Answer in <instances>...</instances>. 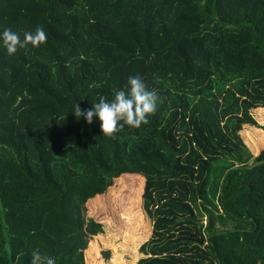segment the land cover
I'll use <instances>...</instances> for the list:
<instances>
[{
    "label": "trees",
    "instance_id": "1",
    "mask_svg": "<svg viewBox=\"0 0 264 264\" xmlns=\"http://www.w3.org/2000/svg\"><path fill=\"white\" fill-rule=\"evenodd\" d=\"M37 26L39 48L0 39V264H86V203L123 174L151 220L136 264H264V147L240 134L264 107V0H0V35ZM136 75L148 124L109 139L74 115Z\"/></svg>",
    "mask_w": 264,
    "mask_h": 264
},
{
    "label": "rangeland",
    "instance_id": "2",
    "mask_svg": "<svg viewBox=\"0 0 264 264\" xmlns=\"http://www.w3.org/2000/svg\"><path fill=\"white\" fill-rule=\"evenodd\" d=\"M261 111L258 108L252 114L262 124L244 125L242 131L243 141L250 150L256 149L255 155L264 146V139L255 134L264 133ZM143 184V177L123 174L106 192L87 201L86 214L101 222L102 231L89 240L84 253L86 264H136L143 256L138 248L151 233V220L141 203Z\"/></svg>",
    "mask_w": 264,
    "mask_h": 264
},
{
    "label": "clouds",
    "instance_id": "3",
    "mask_svg": "<svg viewBox=\"0 0 264 264\" xmlns=\"http://www.w3.org/2000/svg\"><path fill=\"white\" fill-rule=\"evenodd\" d=\"M8 55H13L18 49L39 48L47 41V34L42 26H37L34 32H25L24 38L11 29H5L0 35ZM127 90L121 89L115 92L113 99L104 97L94 103L90 109L82 110L76 104L74 115L79 119L83 117L88 124H92L93 117L99 119L103 137L115 139L116 134L123 131L125 126L140 128L149 123V116L157 111L159 97L155 91L147 88L143 79L139 76H130ZM31 264H56L54 257L43 254L39 249L31 253Z\"/></svg>",
    "mask_w": 264,
    "mask_h": 264
},
{
    "label": "crops",
    "instance_id": "4",
    "mask_svg": "<svg viewBox=\"0 0 264 264\" xmlns=\"http://www.w3.org/2000/svg\"><path fill=\"white\" fill-rule=\"evenodd\" d=\"M260 110H262V111H264V107H262V108H259ZM262 111L259 113V115H261L262 114ZM256 119V118H255ZM259 120H262V119H259ZM257 121V123H259V124H262L261 122H259L258 121V119L256 120ZM263 127H264V125H263ZM243 128H244V126H243ZM244 130H245V128H244ZM242 131H243V129L240 131V134H241V136H242ZM254 134V133H253ZM256 135H258L260 138L259 139H264V133H255ZM264 147V146H263ZM252 152H253V154L255 155V151H256V149L255 150H251Z\"/></svg>",
    "mask_w": 264,
    "mask_h": 264
},
{
    "label": "water",
    "instance_id": "5",
    "mask_svg": "<svg viewBox=\"0 0 264 264\" xmlns=\"http://www.w3.org/2000/svg\"><path fill=\"white\" fill-rule=\"evenodd\" d=\"M256 264H259V261Z\"/></svg>",
    "mask_w": 264,
    "mask_h": 264
}]
</instances>
